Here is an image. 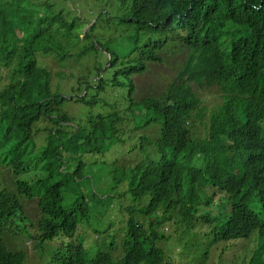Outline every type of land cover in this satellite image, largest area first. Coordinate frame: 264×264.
Returning a JSON list of instances; mask_svg holds the SVG:
<instances>
[{
  "label": "trees",
  "instance_id": "16d2710c",
  "mask_svg": "<svg viewBox=\"0 0 264 264\" xmlns=\"http://www.w3.org/2000/svg\"><path fill=\"white\" fill-rule=\"evenodd\" d=\"M15 240L264 264V0H0V264Z\"/></svg>",
  "mask_w": 264,
  "mask_h": 264
},
{
  "label": "rangeland",
  "instance_id": "374dc122",
  "mask_svg": "<svg viewBox=\"0 0 264 264\" xmlns=\"http://www.w3.org/2000/svg\"><path fill=\"white\" fill-rule=\"evenodd\" d=\"M55 68H56V66H55ZM195 90H196V88H195ZM197 93L200 95L203 103L207 105L208 109L213 108L214 103L217 101V100H215V97H214L213 94L208 93V92H206L204 90H199ZM76 109L77 108H74L73 111H75ZM208 113H209V111L206 109V112H205L206 121H207ZM10 231H11V233L15 232V231H12V230H10ZM15 242H16V244L19 245L20 248L22 247L26 251V253L28 255V264H34L35 259L37 258V256H39V254H38L39 251L35 250L33 248L32 242L28 241V240H26V241L15 240ZM171 249L172 250H178V248H175V247H173ZM193 249H195L197 253L199 252L198 246H195L193 244L190 245L189 247L188 246H183V251H182V253H179L181 255H180V258L176 259V261H177L176 264H185L186 261H187L188 264H196V260H195L196 256L194 257V250ZM210 249H211V247H209V250ZM203 254H204V252H203ZM203 254H201V256ZM235 254H236V251L230 252L229 253V257H230L229 259H233ZM238 254H240V251H238ZM209 255H211L210 251H209L208 254L205 253V257L206 256L208 257ZM234 261H235V263H233V264L238 263L239 262L238 257ZM225 264H232V263L226 262Z\"/></svg>",
  "mask_w": 264,
  "mask_h": 264
}]
</instances>
